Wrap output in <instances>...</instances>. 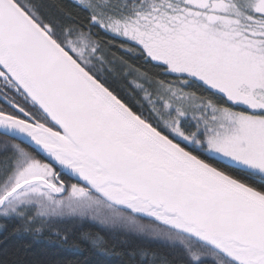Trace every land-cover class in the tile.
<instances>
[{
  "label": "snow or ice",
  "instance_id": "snow-or-ice-1",
  "mask_svg": "<svg viewBox=\"0 0 264 264\" xmlns=\"http://www.w3.org/2000/svg\"><path fill=\"white\" fill-rule=\"evenodd\" d=\"M74 6L61 25L0 0V218L90 216L188 264H264V0ZM101 33L159 69L123 62L135 105Z\"/></svg>",
  "mask_w": 264,
  "mask_h": 264
},
{
  "label": "trees",
  "instance_id": "trees-1",
  "mask_svg": "<svg viewBox=\"0 0 264 264\" xmlns=\"http://www.w3.org/2000/svg\"><path fill=\"white\" fill-rule=\"evenodd\" d=\"M41 12L53 23H71L69 16L83 20L86 13L72 0H36ZM113 71L105 72L111 86L130 103L135 96L129 87L132 76L125 74L124 61L156 74L159 69L144 64L138 53L121 47V39L100 34ZM6 138L0 136V141ZM70 186L75 180H67ZM40 228L39 232L35 229ZM86 236L100 237L94 245ZM0 261L4 264H188L183 249L154 234L127 229H103L99 223L82 217H56L41 227L19 219L0 218Z\"/></svg>",
  "mask_w": 264,
  "mask_h": 264
},
{
  "label": "rangeland",
  "instance_id": "rangeland-1",
  "mask_svg": "<svg viewBox=\"0 0 264 264\" xmlns=\"http://www.w3.org/2000/svg\"><path fill=\"white\" fill-rule=\"evenodd\" d=\"M73 2H74V0H72ZM70 187V186H69ZM66 195V194H65ZM54 218H56V217H80V216H72V215H70V214H68L67 212L65 213V215H63V216H53ZM52 217V218H53ZM82 218H86V219H88V220H91V221H95V220H93L90 216L89 217H82ZM95 222H97V223H99V221H95ZM155 235V234H154ZM155 237L157 238V239H162V240H166V241H168L167 239H166V237H164L163 235H155ZM168 242H170V241H168Z\"/></svg>",
  "mask_w": 264,
  "mask_h": 264
}]
</instances>
